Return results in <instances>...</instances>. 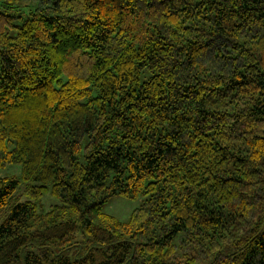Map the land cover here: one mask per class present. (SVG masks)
<instances>
[{"label": "trees", "instance_id": "obj_1", "mask_svg": "<svg viewBox=\"0 0 264 264\" xmlns=\"http://www.w3.org/2000/svg\"><path fill=\"white\" fill-rule=\"evenodd\" d=\"M10 164L0 264H264V0H0Z\"/></svg>", "mask_w": 264, "mask_h": 264}, {"label": "rangeland", "instance_id": "obj_2", "mask_svg": "<svg viewBox=\"0 0 264 264\" xmlns=\"http://www.w3.org/2000/svg\"><path fill=\"white\" fill-rule=\"evenodd\" d=\"M20 174L21 170L18 164H10L5 167L0 166V177L21 178ZM17 194L19 193L17 192ZM22 200H25V197H22ZM58 203H60V200L57 197L53 196L49 192H46L42 195V198L38 202V210L39 212H45L49 210L52 205ZM142 203V196L130 198L120 194L113 195L102 204V211L108 215L115 217L120 222H127L131 216L132 211Z\"/></svg>", "mask_w": 264, "mask_h": 264}]
</instances>
